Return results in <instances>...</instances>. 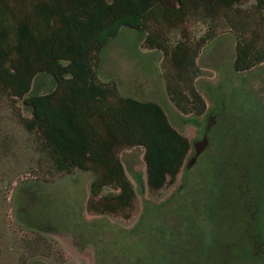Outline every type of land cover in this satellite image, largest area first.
<instances>
[{"label":"rangeland","instance_id":"rangeland-1","mask_svg":"<svg viewBox=\"0 0 264 264\" xmlns=\"http://www.w3.org/2000/svg\"><path fill=\"white\" fill-rule=\"evenodd\" d=\"M167 32L170 48H199L191 80L206 102L203 116L173 101L168 84L187 94L191 81L176 79L170 56L151 48L145 32L124 26L96 65L98 80L115 82L121 95L159 102L191 142L175 181L157 192L147 185L144 149L122 151L137 192L130 217L89 212L94 174L58 171L40 133L21 122L30 112L0 91V264H264V173L245 176L264 157V60L235 68L240 44L264 52V9L249 0L209 18L200 7ZM55 85L40 74L33 92ZM205 135L208 147L189 166ZM243 190L249 200L239 198Z\"/></svg>","mask_w":264,"mask_h":264},{"label":"trees","instance_id":"trees-1","mask_svg":"<svg viewBox=\"0 0 264 264\" xmlns=\"http://www.w3.org/2000/svg\"><path fill=\"white\" fill-rule=\"evenodd\" d=\"M247 1L0 0V91L20 99L30 112L21 122L40 133L58 171L94 174L89 212L130 217L137 192L120 156L125 149H144L151 192L175 181L191 150L190 139L159 102L121 95L115 82L98 80L96 65L111 39L124 26L145 32L151 48L170 56L176 79L191 81L187 94L178 83L168 84L173 101L183 112L203 116L207 105L191 80L199 48L185 41L170 48L167 31L183 26L200 7L216 18ZM254 1L264 9V0ZM263 60L264 52L254 56L251 44H240L235 68L248 70ZM40 74L51 75L55 87L33 92ZM253 161L248 179L264 173V157ZM106 188L117 192L105 193ZM244 193L239 198L249 200ZM255 194L258 212L263 198Z\"/></svg>","mask_w":264,"mask_h":264},{"label":"water","instance_id":"water-1","mask_svg":"<svg viewBox=\"0 0 264 264\" xmlns=\"http://www.w3.org/2000/svg\"><path fill=\"white\" fill-rule=\"evenodd\" d=\"M209 145V138L207 135L204 136V138L198 142L195 143V149L196 153L195 155L190 159L188 165H192L195 163L197 158L202 154V152L208 147Z\"/></svg>","mask_w":264,"mask_h":264}]
</instances>
